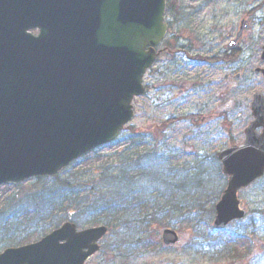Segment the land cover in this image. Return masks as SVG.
Listing matches in <instances>:
<instances>
[{"label": "rangeland", "instance_id": "1", "mask_svg": "<svg viewBox=\"0 0 264 264\" xmlns=\"http://www.w3.org/2000/svg\"><path fill=\"white\" fill-rule=\"evenodd\" d=\"M228 1L166 0L164 21L169 27L159 48L169 46L172 53L161 54L145 73L146 92L132 100L131 121L116 140L54 176L1 184L0 252L44 236L50 228L45 215L55 207L50 206L52 201H60L61 192L74 190L82 196L86 193L82 190L94 185V198L106 194L111 199L118 191L120 195L125 192L130 203L124 219L110 227L99 252L86 264H264V177L237 193L247 212L244 219L223 230L212 227L214 205L226 185L216 152L244 139L251 93L264 95V80L256 77L257 85L243 80L240 106L231 117L237 126L229 133L227 127L220 133L210 131L208 120L201 118L209 100L205 71L213 66L214 71L218 69L216 50H224L220 36L224 37L232 24H239L238 11L242 9ZM258 1L260 8L245 37L261 45L264 0ZM241 60L243 70L248 68L246 61L255 64L244 56ZM119 169L130 176V186L112 181ZM61 180L70 186L62 187ZM97 209L94 206L92 216L89 212L72 215L70 221L82 229L103 224L95 214ZM52 215L59 224L64 221L63 213L54 211ZM119 216L113 214L114 219ZM164 228L178 233L174 245L162 244Z\"/></svg>", "mask_w": 264, "mask_h": 264}, {"label": "water", "instance_id": "2", "mask_svg": "<svg viewBox=\"0 0 264 264\" xmlns=\"http://www.w3.org/2000/svg\"><path fill=\"white\" fill-rule=\"evenodd\" d=\"M163 15L164 0H0V184L52 176L117 137L166 34ZM251 112L244 142L217 153L227 181L215 229L246 215L237 191L264 175L261 94ZM107 231L66 222L36 243L5 249L0 264H84ZM161 239L170 245L178 236L166 228Z\"/></svg>", "mask_w": 264, "mask_h": 264}, {"label": "flooded vegetation", "instance_id": "3", "mask_svg": "<svg viewBox=\"0 0 264 264\" xmlns=\"http://www.w3.org/2000/svg\"><path fill=\"white\" fill-rule=\"evenodd\" d=\"M228 3L242 9V11H238L240 15L238 18L239 24L238 23L232 24L231 30L228 33H224V37L220 36L221 40L224 39V43H223L224 50H216V54L220 55V57H218L217 59V63L218 64L220 63L218 69L214 71L213 69L215 68V66H213L212 70L205 71L208 72L205 74V79H206L209 100L208 103H206L203 106V110L206 113L205 116L201 115V118H203V120L204 119L208 120L210 131L218 132V133L224 132L226 127L228 129L227 132L229 133L232 127L236 128L237 126V124L234 122V120H232L231 117H233L234 113L236 112L234 109H237L240 106V101L238 96L240 94L241 97L243 80L245 82L250 81L252 84L254 83L256 85L258 84L257 82L264 80L262 74L260 72L255 71L256 68L259 67L264 68V61L261 60V54L263 49L262 46L264 45V43L259 45L258 40H254L253 38L246 39L245 37L246 32L251 26L255 11L260 8L259 1L229 0ZM174 10L175 12L177 11L176 7L174 8ZM167 26L169 27V24ZM161 45L162 43L158 45V48L156 49L157 52L159 53L156 60L164 52L169 55H171L172 53V50L169 49V46L159 48ZM242 56L249 58L255 64L250 65L246 61L247 64L245 63L246 64L245 67L248 68H245V70H243L244 62H242V60L240 61V58ZM207 57L208 59L206 60V62L208 63L210 61L211 55H208ZM256 77L260 78V81ZM145 92H146V85H145ZM256 93L259 92L255 91L251 93V99L253 95ZM228 104H231V107H227ZM238 115L240 114L237 112V117ZM251 120H252V116L250 113L249 122L247 123V125L251 122ZM226 123L228 124V126H226ZM256 131L260 132L261 129H257ZM243 137H244V130H243ZM29 243H25V244H29ZM25 244L20 243V244H15L14 246L17 248ZM8 247H13V246H7L6 248Z\"/></svg>", "mask_w": 264, "mask_h": 264}, {"label": "trees", "instance_id": "4", "mask_svg": "<svg viewBox=\"0 0 264 264\" xmlns=\"http://www.w3.org/2000/svg\"><path fill=\"white\" fill-rule=\"evenodd\" d=\"M170 8V6H169ZM130 176L127 178L126 173L124 170L119 169L117 172V175L112 178V181L119 183L127 182L126 184L130 186L131 184L129 183ZM66 180H61L59 182V185L62 184V187H69L70 185L65 182ZM120 184V185H121ZM93 185V184H92ZM126 185V186H127ZM125 187V186H122ZM56 188L59 189L58 186ZM60 190V189H59ZM86 192L84 195L79 196L75 193L74 190L68 191V189L65 192H61L63 196H61V199L59 202L57 201H52L50 206L53 204L55 207H53L50 212H48L46 218L49 219V222L46 224V227H50L46 232H49L53 228L57 227L59 222L54 221L52 219L54 214V211L59 212L61 215L62 213L64 214V222L65 221H70L71 217L73 215H78L79 214H84L88 213V216L94 215V206L98 207L96 211V215L98 217H101L103 222L110 227H113L116 224V221H120L121 219H124V216L128 212V202L125 199L126 193L124 192L122 195L119 194L118 191H116V196L111 199L106 195V194H100L99 196L94 198V185L92 187L87 186L85 190H82V192ZM141 199H139L140 201ZM138 201V200H137ZM138 201V202H139ZM39 207H36L35 211H38ZM81 209L84 210V212L80 211ZM40 214V211H39ZM90 214V215H89ZM113 214H118L120 215L116 219H114ZM62 216V217H63ZM39 220H44L40 218ZM90 222V221H88ZM138 242H141L140 239L137 240ZM132 251V250H131Z\"/></svg>", "mask_w": 264, "mask_h": 264}]
</instances>
